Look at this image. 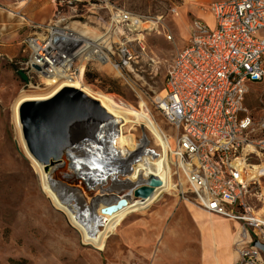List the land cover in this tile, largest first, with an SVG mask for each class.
<instances>
[{"label": "rangeland", "instance_id": "obj_1", "mask_svg": "<svg viewBox=\"0 0 264 264\" xmlns=\"http://www.w3.org/2000/svg\"><path fill=\"white\" fill-rule=\"evenodd\" d=\"M179 3L0 0V7L8 11V56L0 58V264H147L148 212L158 202L177 199L168 192L170 188H158L147 201H135L132 209L127 202L110 216L101 214L100 209L104 204H115L117 192L134 187L140 171L141 179L156 175L173 187L168 150V163L161 159V138L164 134L171 142L173 131L155 100L162 95L164 75L175 50L188 46L171 23ZM119 12L135 18L133 26L140 21L143 28L131 35L123 26L114 25L111 16ZM147 22H156L157 27L147 32ZM170 31L173 35L167 41L165 35H171ZM54 32L88 35L84 37L101 45L111 64L116 61L118 43L127 39L135 57L121 75L110 64L93 60L85 61L82 68L84 93L124 122L117 127L120 140L109 143L116 129L113 126L101 131L93 128L81 135L72 156L66 158L62 169L67 178L54 173L42 181L47 173L25 148L17 107L23 100L52 95L40 71L30 70L24 63L31 56L30 42L47 44ZM80 45L67 49L73 65L80 59L75 57ZM19 70L26 73L27 83L17 75ZM244 106L255 126L264 123V84L249 86ZM125 150L132 155L126 162L122 161ZM76 181H83L85 188ZM259 182L249 188L245 200L254 212L264 208V178ZM85 189L101 199L90 201ZM186 197L192 202V195L187 193ZM96 232L103 235L99 249L94 243Z\"/></svg>", "mask_w": 264, "mask_h": 264}, {"label": "built area", "instance_id": "obj_2", "mask_svg": "<svg viewBox=\"0 0 264 264\" xmlns=\"http://www.w3.org/2000/svg\"><path fill=\"white\" fill-rule=\"evenodd\" d=\"M208 10L214 28L209 30L198 20L191 22L188 46L168 64L162 95L155 100L173 131L167 147L173 189L168 192L183 201H188L189 193L193 196L189 203L237 223L236 263L264 264V255L253 247L254 241L264 244V208L262 213L254 212L245 202L249 188L264 178L263 174L255 180L247 173V167L264 162V123L255 126L244 106L249 86L264 84V0L221 1ZM111 18L127 32L140 31L125 13H114ZM165 39L171 41V35ZM31 42L39 46L40 54L42 49L65 47L52 43L51 37L44 45ZM77 43H81L78 52L84 45L82 39L70 46ZM131 54L121 45L116 50L112 64L119 75L128 68ZM33 57L42 61L32 50L24 65L40 74L46 72L49 65L41 70L32 64Z\"/></svg>", "mask_w": 264, "mask_h": 264}, {"label": "crops", "instance_id": "obj_3", "mask_svg": "<svg viewBox=\"0 0 264 264\" xmlns=\"http://www.w3.org/2000/svg\"><path fill=\"white\" fill-rule=\"evenodd\" d=\"M221 1L227 0H180L171 23L175 24L176 34L181 35L185 46L188 45L193 20L200 21L209 30L214 28V18L208 8ZM7 18L8 11L1 6L0 58L8 56ZM172 35L171 33V38ZM178 51L180 50L176 49L175 53ZM156 159L160 161V157ZM115 191L118 189L115 188ZM123 194L122 191L117 192L114 196L115 203ZM175 197L177 199L158 202L148 212L147 264H235L237 223L207 213L176 195ZM136 203L132 205L133 208Z\"/></svg>", "mask_w": 264, "mask_h": 264}, {"label": "water", "instance_id": "obj_4", "mask_svg": "<svg viewBox=\"0 0 264 264\" xmlns=\"http://www.w3.org/2000/svg\"><path fill=\"white\" fill-rule=\"evenodd\" d=\"M34 69L37 70L36 67ZM17 75L24 83L28 82L22 70L17 71ZM108 118L109 115L97 101L71 87L61 88L48 99L24 101L18 107V119L26 149L37 163L43 165L45 173L50 168L61 165L63 152L71 143L74 130H86L91 122L101 126ZM59 174L63 179L67 178L65 170L61 169ZM76 182L85 188L83 181ZM159 187L161 182L149 175L143 184L128 189L115 204H104L100 212L110 216L127 206V200L145 202ZM73 189L78 190L75 187ZM86 192L90 201L98 202L101 199L100 195L88 190ZM253 247L264 255V244L254 241Z\"/></svg>", "mask_w": 264, "mask_h": 264}, {"label": "bare ground", "instance_id": "obj_5", "mask_svg": "<svg viewBox=\"0 0 264 264\" xmlns=\"http://www.w3.org/2000/svg\"><path fill=\"white\" fill-rule=\"evenodd\" d=\"M129 20L132 23L134 22L133 18H130ZM147 24H148L147 32L152 31V29H155L157 27L156 22H149V23L147 22ZM142 25H143V23H141L140 21H137L136 24H134V27L137 29L138 28L141 29V28H143ZM132 26H133V24H132ZM127 33H130V32H127ZM130 34L133 35L134 33H130ZM84 36H88V35L73 36V35H68L67 33L56 32L55 35H51L52 43H55V42H58L59 40H61V41H63V44L65 47L61 50L53 51V49L47 48L50 46H47L46 47L47 49L45 51H44V49H42L41 54L39 53V50H40L39 46L37 44L35 46L32 42L30 43V47L32 48V50L34 52V55L42 57V61H39V62H36V58L33 57L32 64H34V65L37 64L41 70L44 69L45 65L46 66L49 65L48 70H46V72H44L42 74L43 83H44V86H46V90L52 91V95L49 96L48 98L52 97L55 93H57V91H59L63 87H71V88L77 89V90L81 91L83 94H85L83 89H82V88H84V84L82 81V79H83L82 68L84 66L85 61L93 60V61L99 62L102 65H109L110 64V66L113 69H115L114 65L111 64V61L108 59V57L102 52L103 47H101V45L96 46V47L93 46V44H92L93 42L89 41V39L85 38ZM78 39H82V41L84 42V45L81 46V48H79L78 53L75 55V57H79L80 59L73 66L71 56H69L67 49L70 46V43H72L74 41H78ZM68 42H70V43H68ZM106 43H107V38L105 41L102 42V44L106 45ZM118 44H120L121 47H128L130 49V51L132 52L131 60L129 62V65H130L131 61L134 60L135 56H134L133 50L129 44V40L126 39L122 43H118ZM85 95L88 96L87 94H85ZM48 98H45V99H48ZM91 99H93V98H91ZM38 100H44V99L23 100L18 104V107L24 101H38ZM95 101H97V100H95ZM99 105L109 115V118L101 126H98L94 122H91V124L86 127V130H81V129L80 130L79 129L74 130V133L72 134V137H71V143L66 147V149L63 152L62 163H61L62 166L58 165V166L52 167V169H50L47 172L46 176L41 177L42 181L47 180L49 175L60 172V170L63 168L64 164L66 163V158L72 156L71 155L72 151H73L72 149H73L75 143L79 139H81V137H82L81 135L82 134L85 135L86 133L91 131L94 127L98 131H101L105 128V126L106 127L107 126H113L116 129H114V133H113L112 137H110L109 143L120 140L121 133H120V130L117 129V127H122L124 125V122L120 118L112 116V114L109 113L100 103H99ZM18 107H17V116H18ZM18 121H19V119H18ZM20 132H21V125H20ZM21 137H22V133H21ZM161 139L163 141V152L161 154V159L164 160L165 163H168V157L166 154V150H167V147H168L170 142L168 140H165L164 137H162ZM23 142H24V140H23ZM24 145H25V143H24ZM25 148H26V146H25ZM148 154L149 153H147V155ZM147 155L145 157H147ZM131 156L132 155L130 154V151H126L125 158L122 161H125V162L129 161V159H131L130 158ZM38 165L40 167H43V165H41L39 163H38ZM247 173H248L249 177H252L253 179L257 180L258 178H260L264 174V162L259 166L247 167ZM141 176H142V172L140 171V173L138 175V180L134 184V187L136 185H141L145 182V179H141ZM153 177H155L156 179H158L162 183L161 188L173 189V187L171 188L165 182L161 181L158 177H156V176H153ZM127 202L129 204L130 208L132 209L133 201L127 200ZM261 211L262 210H259V213H261ZM102 236L103 235L101 233L96 232V234H95V242L94 243H95L97 249H99L100 246L102 245V239H101Z\"/></svg>", "mask_w": 264, "mask_h": 264}]
</instances>
